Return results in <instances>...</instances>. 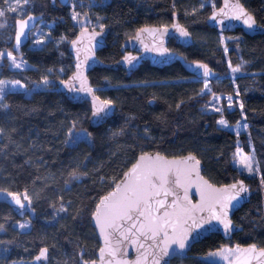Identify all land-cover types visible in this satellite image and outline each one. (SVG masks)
<instances>
[{"label":"trees","instance_id":"trees-1","mask_svg":"<svg viewBox=\"0 0 264 264\" xmlns=\"http://www.w3.org/2000/svg\"><path fill=\"white\" fill-rule=\"evenodd\" d=\"M23 1L18 14L5 9L12 26L0 29V78L20 81L26 89L7 91L0 98V190L25 192L32 208L25 215L30 227L20 230L16 223L25 217L0 202V264L31 260L42 247L49 250V264H89L99 246L90 224L99 198L113 189L137 155L153 152L166 157L194 154L212 184L242 178L254 191L232 216L240 232L226 240L211 233L170 264H219L210 254L226 243L264 248V32H219L208 26L213 9L205 3L218 7L220 0H74L72 8L69 1ZM240 1L264 27V0ZM0 8H5L4 0ZM73 8L99 19L106 31L105 47L97 53L103 66L89 71L88 79L115 110L97 126L90 122L89 103L68 99L56 85L74 69L68 46L81 30L73 22ZM28 14L49 25L48 38L16 53L13 23ZM174 23L183 25L193 42L183 47L171 39L169 49L187 62L206 63L224 78L212 84L213 92L236 96L239 106L222 114L208 112L202 97L205 78L190 74L179 61L161 68L148 61L133 70L122 66L131 53L128 42L139 29ZM222 36L227 40L220 41ZM7 50L29 67L10 69L1 57ZM237 66L240 71L233 72ZM44 78L50 84L33 89ZM221 116L230 125L242 120L246 129L236 134L222 128ZM79 131L86 136L73 138ZM238 146L254 153L256 169L249 175L237 174L232 165Z\"/></svg>","mask_w":264,"mask_h":264},{"label":"water","instance_id":"water-1","mask_svg":"<svg viewBox=\"0 0 264 264\" xmlns=\"http://www.w3.org/2000/svg\"><path fill=\"white\" fill-rule=\"evenodd\" d=\"M52 2L54 0H51ZM240 4L243 8L250 13L245 6L242 4L240 0H220V4L218 7L213 9L211 13L208 15L206 19V24L211 28L216 29L219 32H231L235 29H241L243 33L248 35H254L257 33H263L264 27L257 24L255 20V25L252 28H248L243 24L242 20L234 19L235 10L233 5ZM220 9H224V15H219ZM217 13L216 19H212L213 13ZM251 14V13H250ZM252 15V14H251ZM28 16L33 17L25 29V35L21 37V41L19 45L16 44V33L19 31L18 21L21 19H27ZM253 16V15H252ZM254 17V16H253ZM255 19V18H254ZM40 20V16L34 14H28L23 18H19L15 21V32L13 38L12 48L16 53H20L21 48L24 47L29 40V33L33 30ZM221 21L223 23H221ZM173 25H176L177 28H173ZM167 27L168 31L164 32L163 29ZM144 28L149 29H160L158 32H140L139 30L135 33L134 37L128 42V49L130 50V54L128 57H136L131 65L127 64V62L123 59L122 66L126 70L136 69L142 62L148 61L150 65L156 67H164L172 64L175 61H179L181 64L185 66L187 71L199 78L203 76V69L197 67V64H206L204 62H187L184 60L183 56L179 53L172 51L167 46L169 40H174L179 45L183 47H188L192 44V36L189 31L180 23H174L170 26H147ZM178 29H183L189 33L188 37H181L179 35ZM94 33H100L99 36H94ZM105 39H106V31H90L88 29L81 30L76 37L73 39L77 41L76 45H73L71 42L68 46V51L70 56L74 62V69L72 73L64 80L57 81V89L68 99H72L73 101L81 102L86 101L90 106V122L93 126L101 125L108 118H110L115 110V105L112 103L110 105V111L107 115L101 113L98 116H93V101L97 106H99L102 102L106 101L101 99L95 91L91 88L88 73L94 67H101L103 63L97 56V53L105 47ZM163 49H167V53L161 55L160 52ZM80 64L79 69H77L76 65ZM207 65V64H206ZM208 66V65H207ZM210 71V76L207 79H211L214 75L213 70L208 66ZM79 74V75H77ZM205 78V77H204ZM84 88V89H92V91L77 92L74 89ZM98 98V99H97ZM148 154L150 157H155L159 153H143ZM137 155L135 161L132 163H136L138 158L143 155ZM162 157H165L169 161H180L189 156L195 157V160L199 161L198 166L194 171H192L190 176L182 177V183L184 187H180L175 183V176L171 173L169 174V182L164 185L162 189H160L159 196H153L149 199V203L153 205V209L158 208L159 206L155 204L156 200H164L166 207L161 209L159 212L154 211V215H162L163 211L173 212L174 206L172 205V201L176 200L177 205L181 207H191L192 205L200 206L202 203V194L204 197L209 195L208 185H210L214 189H225L230 185L237 184L239 182H243V185L246 187L245 181L242 178L234 180L224 185H214L209 180L203 176L202 174V162L194 155V154H185L179 157H166L162 154H159ZM190 164L195 163V161H190ZM132 164L129 166L127 170H125L121 176V178L115 183L112 190H110L105 195L99 198L98 203L96 204L93 213L90 217V224L94 229L97 241L99 243L98 249L95 252V259L89 264H136L139 261V264H155V260L161 257V248L163 245V236H157L155 238L152 237L151 232H141L139 231V224L143 221V218H139L136 221V228H133L131 231H128L131 228V221L126 220H118L116 223L119 225L118 228H105L101 229V227L97 224L94 213L96 212L97 205L100 202V199L108 196L109 193L116 191V186L120 185L121 189H123L124 184L126 183L125 173L129 172L132 167ZM180 167L184 168L185 165H180ZM198 173V175H197ZM159 185V181H156ZM185 188H187V192L185 193ZM247 188V187H246ZM247 192L241 193V198L238 199L237 202H234V206H229L228 211V219L231 220V226L228 229H225L223 224L216 220H211L210 223H205V220H208L210 217L209 213V205L211 202L204 204V211L201 212L199 208L191 214V217H185L187 219V223L183 226V231L187 235L188 239L186 240V247L183 250L178 248V245L172 244L169 252L170 255L161 260V264H170L171 260L174 259H183L187 256V253L190 251L193 244L201 241L203 238L207 237L211 233L219 234L223 239L230 238L233 234L240 232L242 227L234 224L232 220L233 214L240 209L244 204H246L250 198L252 197L254 191L247 188ZM167 193V194H166ZM15 194L18 196L24 205L21 208L19 205L15 204L14 196H10L9 192L0 190V202H3L11 207L13 212L19 218L25 217L26 214L31 213L32 202L27 196L25 192L22 194ZM231 193H221L222 196H227ZM185 195H187V200H185ZM27 197V198H25ZM223 202V201H221ZM143 207V205H141ZM215 208L219 209V204L215 205ZM176 211H179V208H176ZM134 218L137 217V212L133 211L129 213ZM174 219V217H173ZM193 220L196 223L200 224L201 227L197 228L195 224H193ZM171 229H169V236L171 237ZM252 246V244L240 245V249H246ZM256 246V245H255ZM103 248L104 252L101 253L100 249ZM41 249H46V255L40 261H36L35 257L39 255ZM259 249L261 247L256 246V257L251 260V264H264V257H259ZM38 253L33 256L31 260H18L12 261L9 264H49V250L46 247L40 248ZM239 257V259H238ZM243 254H237L233 257L230 264H240V259H244Z\"/></svg>","mask_w":264,"mask_h":264},{"label":"snow or ice","instance_id":"snow-or-ice-1","mask_svg":"<svg viewBox=\"0 0 264 264\" xmlns=\"http://www.w3.org/2000/svg\"><path fill=\"white\" fill-rule=\"evenodd\" d=\"M7 4L9 0H4ZM19 0H16L15 6H10V10L13 12L18 11ZM203 6V5H202ZM235 10L234 19L242 20L243 24L248 28H252L255 25L254 17L248 13L242 5L235 4L233 5ZM4 10H0V17L4 16ZM224 9H220L219 15H224ZM78 14L73 15V20L77 19ZM217 13H213L212 19H216ZM34 18L28 16L27 19H21L18 21L19 31L16 33V44L19 45L21 41V37L25 35V29L27 28L29 22ZM221 23H223L221 21ZM103 30V25L100 26ZM173 28H177L176 25H173ZM140 32H158L160 29H149V28H141ZM164 32H167L168 29L165 27L163 29ZM179 35L181 37H188L189 33L183 29H178ZM100 33H94V36H99ZM73 45H76L77 41L73 40L71 42ZM225 52H227V48H225ZM167 53V49H163L160 52L161 55ZM9 59L15 64V58L12 57L11 53L7 54ZM136 57H128L125 56L124 60L127 64L131 65ZM16 68H20V64H15ZM77 69H79L80 64L76 65ZM197 67L203 69V76L205 78L210 76V71L206 64H197ZM233 72H239L240 68L237 66L232 68ZM79 75V74H77ZM11 83L13 88L19 86L23 88L24 86L20 83V81H11L5 82L0 81V98L5 94V84ZM44 85L48 84L47 78H44L42 81ZM205 89H207V84H205ZM77 92H91L92 89H84L77 88L74 89ZM238 94V93H237ZM98 99V98H97ZM229 100L232 97L228 98ZM112 101H104L99 106L96 105L95 100L93 101V116H98L103 113L105 115L110 111V105ZM243 108V105H240ZM216 111H220L219 108ZM220 124H225L224 120L219 121ZM250 157L244 156L240 159L239 163L248 171L253 170V165L250 162ZM190 161H195V163L190 164ZM199 161L195 160V157L189 156L180 161H169L165 157L157 154L155 157H150L148 154L141 155L137 162L132 164L129 172L125 173L126 183L124 184L123 189H121L120 185L116 186V191L111 192L108 196H105L100 199L99 204L97 205L96 212L94 216L96 218L97 224L101 227V229L105 228H118L119 225L116 223L118 220H126L131 221V228L128 231H131L133 228H136V221L139 218H143V221L139 224V231L147 233L151 232L152 237L155 238L157 236H163V247L161 248V257L155 260V264H161V260L170 255L169 249L172 244L178 245L180 250L185 249L186 240L188 239L187 235L183 231V226L187 223V219L185 217H191V214L194 213L197 208L201 212L204 211V204L211 202L209 205V213L210 217L208 220H205V223H210L211 220L219 221L223 224L225 229H228L231 226V220L228 219V211L229 206H234V202H237L239 198H241V193L247 192V188L243 185V182H239V185L233 184L228 186L225 189H214L210 185H208L209 195L204 197L202 194V203L200 206L192 205L191 207H181L177 205V201L173 200L172 205L174 206L173 212L163 211L162 215H154L155 212H159L161 209L166 207L164 200H156L155 204L158 205V208L153 209V205L149 203V199L153 196L160 195V189L164 187L169 182V174L175 176V183L180 187H184L182 183V177L190 176L192 171L196 169ZM180 165H185L186 167L182 168ZM198 175V173H197ZM159 181V185L156 183ZM187 192V188H185V193ZM221 193H231L227 196H222ZM167 194V193H166ZM10 196H14L15 204L19 205L21 208L24 207L20 198L15 196V194L9 193ZM27 198V197H25ZM185 200H187V195H185ZM223 201V202H221ZM219 204V209L215 208V205ZM143 205V207L141 206ZM176 208H179V211H176ZM63 210V209H61ZM137 212V217L134 218L130 215V212ZM174 217V219H173ZM193 224L197 228L201 227L200 224L196 223L195 220L192 221ZM26 225L21 224L19 227L24 228ZM169 229H171V237L169 236ZM46 249H41L39 255L35 257L36 261H40L46 255ZM101 253L104 252V249H100ZM224 252H228L232 255L243 254L244 259H240V264H251V260L256 257V246L252 245L246 249H240L238 246L235 249H222L219 253L223 255ZM210 255H217V253H211ZM259 257H264V248L259 249ZM227 259V257H225ZM239 259V257H238ZM139 264V261L136 262Z\"/></svg>","mask_w":264,"mask_h":264},{"label":"rangeland","instance_id":"rangeland-1","mask_svg":"<svg viewBox=\"0 0 264 264\" xmlns=\"http://www.w3.org/2000/svg\"><path fill=\"white\" fill-rule=\"evenodd\" d=\"M62 1H69L71 8H72V6H74V3H73L74 0H62ZM92 1H94V0H92ZM92 1H89V2L91 3ZM15 4H16V0H9V3H7V4L5 3V8H0V10H4V13H5L4 16L0 17V29H2L4 26H7V27L12 26L11 21L7 19L6 10H9V13H13V11L10 10V6H15ZM24 4H25V2L23 0L22 1L19 0L18 11L14 12V13L18 14L19 11L22 10V8H23L22 5H24ZM207 4L212 9L216 8L213 1L206 2L205 5H207ZM89 7L90 6H88V5L86 6V8H88V9H89ZM74 14H78L77 19L73 20V22L78 25L79 30H83V29H88L90 31H101L102 30L100 27L102 24L100 23L99 19H92L91 20L88 18L87 15L82 14L80 11H76L73 8L71 11L72 17ZM16 18L19 19V17H16ZM42 24H43L42 21L37 22L35 28L33 30H31V33H29V37L31 36L32 39L29 40L25 46L28 45L27 47H36L38 45H41L42 42L46 41V39L48 38V27L47 26H49V25L44 26ZM13 25H14V23H13ZM9 38H10V35H9ZM13 38H14V35H13ZM219 40L224 41V40H227V38L222 36L219 38ZM8 53H11L12 57L15 58V64L21 65L20 68L15 67V64L12 62L11 59H9V57L7 55ZM1 57H2V59L5 58L7 60L9 68L12 70H21V69L29 67V64L20 55H16L10 50L2 52ZM223 79H224L223 77L217 76V74L215 72H214V75L211 79H207V78L204 79V82H203L204 86L202 89V97L206 98L204 109H206L208 112H218V113L222 114L224 112V110L229 111V110L234 109V107L239 106L236 96L226 95V94H216L213 92V90L211 88L212 84L215 82H221ZM47 80H48V84H50V82H51L50 78H47ZM0 81L11 82L12 80L0 78ZM42 81L40 83L34 84L33 89L43 88V87H46L48 85V84L44 85L42 83ZM205 84H207V89H205ZM4 87H5V92H7V91H24L25 92L26 91L25 87L20 88L19 86H17L16 88H13L11 83H6ZM229 97H232V99L229 100L228 99ZM106 100H108V99H106ZM217 108H219L220 111H216ZM220 120H224L225 124H220L219 123ZM218 124L222 128L231 130L236 134H239L240 132H242L246 129V125L242 120H239L234 125H230V124H228V122L226 121V119L223 116H221L218 119ZM84 136H86V134L83 131H79V132H76L73 134V138L74 137L79 138V137H84ZM244 156H248L251 158L250 162L253 165V170L251 172L248 171L246 168H244L239 163L240 159ZM232 165L234 166L237 174H246V175L251 174L256 169V162H255V156H254L253 151L250 149L249 152H245L240 146H238L233 153ZM21 224H24L26 226L24 228H21V227H19V225H21ZM16 227L19 228L20 230L28 229L30 227L29 219L28 218L26 219V217L21 219L20 221H18L16 223ZM45 234H46L45 240L47 242H49L50 234L47 235L46 231H45ZM235 248H236L235 245H233L231 243H226L223 247H221L219 250L214 252V253H217V255H210V259L218 262L219 264H230L235 255H232L228 252H224L223 255H220L219 253L221 252L222 249H235ZM225 257H227V259H225ZM52 258H55V257H52ZM80 263L85 264L83 261H81Z\"/></svg>","mask_w":264,"mask_h":264}]
</instances>
